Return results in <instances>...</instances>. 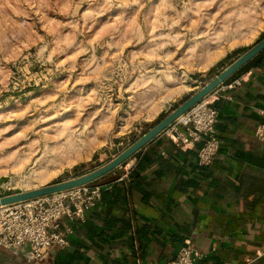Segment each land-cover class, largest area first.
Here are the masks:
<instances>
[{
	"label": "rangeland",
	"instance_id": "rangeland-1",
	"mask_svg": "<svg viewBox=\"0 0 264 264\" xmlns=\"http://www.w3.org/2000/svg\"><path fill=\"white\" fill-rule=\"evenodd\" d=\"M264 39V0H0V198L113 161Z\"/></svg>",
	"mask_w": 264,
	"mask_h": 264
},
{
	"label": "crops",
	"instance_id": "crops-1",
	"mask_svg": "<svg viewBox=\"0 0 264 264\" xmlns=\"http://www.w3.org/2000/svg\"><path fill=\"white\" fill-rule=\"evenodd\" d=\"M262 52L239 87L211 98L220 148L209 166L197 164L199 144L180 150L159 134L94 182L100 200L43 264H164L182 246L201 264H264ZM27 251L0 249V264H28Z\"/></svg>",
	"mask_w": 264,
	"mask_h": 264
},
{
	"label": "built area",
	"instance_id": "built-area-1",
	"mask_svg": "<svg viewBox=\"0 0 264 264\" xmlns=\"http://www.w3.org/2000/svg\"><path fill=\"white\" fill-rule=\"evenodd\" d=\"M242 77L219 86L178 117L160 135L184 150L199 144L196 159L200 167L215 159L220 142L215 127L218 111L212 97L239 87ZM262 120L254 130V138L264 142V107L258 110ZM102 186L93 183L34 199L0 207V249L27 248L28 264H43L54 251L69 244L71 225L83 223L87 213L101 198ZM66 222V224H63ZM164 264H201L189 246H182L174 259Z\"/></svg>",
	"mask_w": 264,
	"mask_h": 264
},
{
	"label": "water",
	"instance_id": "water-1",
	"mask_svg": "<svg viewBox=\"0 0 264 264\" xmlns=\"http://www.w3.org/2000/svg\"><path fill=\"white\" fill-rule=\"evenodd\" d=\"M264 50V39L255 45L246 54L241 56L230 66H228L223 72L211 80L207 85H205L201 90H199L195 95L189 98L181 106L170 113L166 118H164L159 124L154 128L144 134L140 139H138L132 146H130L123 153L118 155L113 161H111L106 166L89 173L87 175L78 177L71 181H66L63 183H58L55 185L46 186L37 190L23 192L18 194H13L0 198V207L11 205L14 203L34 199L37 197H42L45 195H50L53 193L65 191L82 185L90 184L98 179L102 178L106 174L112 172L119 166H121L125 161H127L131 156H133L139 149H141L146 143L152 140L154 137L158 136L164 129H166L171 123H173L178 117L187 112L191 107L198 103L201 99L209 95L213 90L224 84L230 77L237 73L243 66L255 58L260 52Z\"/></svg>",
	"mask_w": 264,
	"mask_h": 264
},
{
	"label": "trees",
	"instance_id": "trees-1",
	"mask_svg": "<svg viewBox=\"0 0 264 264\" xmlns=\"http://www.w3.org/2000/svg\"><path fill=\"white\" fill-rule=\"evenodd\" d=\"M263 54V52H260L255 58L252 59V61L248 62L245 66H243L237 73H235L232 77H230L226 83L230 82L231 80L235 79L240 73H242L243 71H245L249 66H251V64L257 60L258 58H260V56Z\"/></svg>",
	"mask_w": 264,
	"mask_h": 264
}]
</instances>
